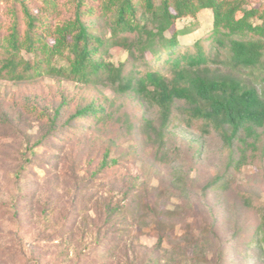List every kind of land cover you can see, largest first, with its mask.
<instances>
[{
  "label": "rangeland",
  "instance_id": "rangeland-1",
  "mask_svg": "<svg viewBox=\"0 0 264 264\" xmlns=\"http://www.w3.org/2000/svg\"><path fill=\"white\" fill-rule=\"evenodd\" d=\"M212 19L204 9L177 20L179 30L201 26L180 41L193 43ZM33 85L0 80V264H264L259 214L240 196L264 202V152L261 171L245 166L229 188L205 190L228 161L219 137L175 125L159 151L119 120L62 145L39 109L53 115L58 89L75 84L42 76ZM106 152L126 165L91 178Z\"/></svg>",
  "mask_w": 264,
  "mask_h": 264
},
{
  "label": "trees",
  "instance_id": "trees-1",
  "mask_svg": "<svg viewBox=\"0 0 264 264\" xmlns=\"http://www.w3.org/2000/svg\"><path fill=\"white\" fill-rule=\"evenodd\" d=\"M204 9L212 12L211 27L182 43L181 33L201 26L179 30L176 21ZM42 76L75 84L58 89L53 115L29 104L51 127L47 137L58 132L62 145L82 144L120 120L138 126L160 151L170 127L179 125L219 137L229 152L205 190L229 188L245 166L262 170L260 0H0V80L34 87ZM134 102L140 107L135 123L129 118ZM125 165L106 152L91 178ZM240 196L259 214L253 237L264 250V202L249 192Z\"/></svg>",
  "mask_w": 264,
  "mask_h": 264
}]
</instances>
